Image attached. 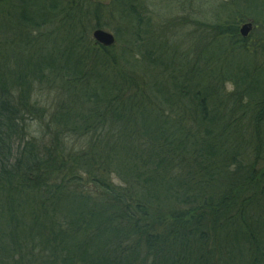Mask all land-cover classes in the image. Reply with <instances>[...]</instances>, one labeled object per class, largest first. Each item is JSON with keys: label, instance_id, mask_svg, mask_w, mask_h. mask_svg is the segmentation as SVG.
I'll use <instances>...</instances> for the list:
<instances>
[{"label": "trees", "instance_id": "16d2710c", "mask_svg": "<svg viewBox=\"0 0 264 264\" xmlns=\"http://www.w3.org/2000/svg\"><path fill=\"white\" fill-rule=\"evenodd\" d=\"M91 2L10 0L13 35L0 37V264H264V92L255 83L264 46L257 65L247 37L219 30L252 68L197 53L185 72L171 65L143 0H110L106 13L125 27L136 62L124 55L118 74L114 45L81 37L82 15L96 20L88 32L104 27L101 7L84 8ZM150 77L181 82L165 107ZM47 78L64 104L45 122L30 83ZM124 94L137 108L120 105ZM29 120L44 125L45 146L27 133Z\"/></svg>", "mask_w": 264, "mask_h": 264}, {"label": "rangeland", "instance_id": "374dc122", "mask_svg": "<svg viewBox=\"0 0 264 264\" xmlns=\"http://www.w3.org/2000/svg\"><path fill=\"white\" fill-rule=\"evenodd\" d=\"M91 1V4L89 6H84V8L88 7V13L92 11L95 6L101 7L99 11H101L103 15L102 18H99V21L102 23L101 20H103L104 22L102 23L104 24V27L101 28V30L112 34L115 38L114 46L108 51V54L113 61L115 60V64L113 63L112 65L114 72L120 74L122 65H117V63L122 59L124 55L125 59L130 62V64L133 65L135 62L133 54L128 51L126 43V29L124 26H122V24L118 23L115 19L110 18L109 15H107L106 12L109 10L108 7L110 0L106 2H102L99 0ZM143 1L144 6L146 7L147 15L152 18V22L154 23L155 28L159 33L162 32L164 36L167 37V44L165 45L167 46L169 51L172 50L170 58L172 62L171 65H173L174 68L180 69V66H183L184 64V71L187 72L188 64H192L193 61L196 60L195 57L197 53H200L201 61H203L204 63L210 59L215 60L216 63H218L219 61H237L239 63H242V61L247 60V68L251 69L252 63L251 61H248L249 58H247V56L244 54L229 53V45L227 44L228 35H221V33H219V30H227L228 28L237 29L239 31L241 26L246 23L252 24V29L246 36L248 38V41L244 43V45L248 47L246 53L253 57L252 59L254 60V62H257V65L263 64V60L258 57V55H255L254 50L262 48L264 46V28H261L264 25H261V23L263 22H261V18L259 17L256 18V21L260 24L259 27L253 25V23L251 22L253 21L251 14L264 15V0ZM9 3L10 0H0V37L3 39H8L9 37H11V35H13L11 34V28L8 23L9 19L7 18ZM82 13H84V10ZM94 21L96 22L95 19ZM94 21L93 18H91L89 21L85 18L84 15L80 17L79 28H81V31L83 32L81 37L85 42L86 38L84 36V33H86L87 38H90L94 43L92 39L93 29L89 30L90 32H88L87 29L88 26L93 25ZM38 35V33H34L33 37L37 38ZM224 39L226 40V42L223 41ZM39 40H42V37ZM1 42L2 41L0 39V44ZM40 43L41 42H35L37 46H40ZM95 46L98 47V51L102 52L99 46ZM3 51H10V49L3 48ZM19 52L20 48H16L14 54H17ZM160 52L161 51L155 50L153 54L159 55ZM10 60L16 62L14 58H9V62ZM175 60H178L180 65H176V63H174ZM186 61L190 63H184ZM9 66L10 68L15 67V65ZM231 70V67L225 68L226 72H230ZM123 71H126V69H123ZM42 80L43 81L40 82L31 81L30 103L32 105H36L37 108H41L45 111L46 122L48 121L50 115L54 113L57 108H61L63 106L64 96L61 89L58 87V84L56 83L57 81H53L52 79L50 80V78ZM149 81L153 86L151 91L153 92L154 97L156 98V100L161 99V106L163 107H165L163 100L167 97L169 91L175 90V87L181 84L179 80H176V83L170 80L162 82L159 77L158 79L157 77H150ZM256 81H258V89L261 92H264V77H258L257 80H255V83ZM138 82L141 83L140 80H138ZM250 82L253 83L252 80H249L248 84H250ZM202 83L204 84V86L207 84L206 82L201 81L200 85H203ZM253 85L255 87L254 83ZM232 91L233 88L230 84H224L222 95L227 96V94L231 93ZM130 96L132 95L128 93V97ZM175 100L181 103V105H184L185 103L188 104L185 100L180 98L178 99L176 96ZM125 101L126 96L124 94L122 99L120 98V105H123L124 108H137L133 99L128 102ZM29 123L30 125L27 132L29 136L35 139L34 141L37 147L45 146L48 143L49 137L44 136V133H46L44 125H39L40 122L35 120H29ZM89 137V135H84L81 139H79L77 145L78 148H81V146L85 147L89 142Z\"/></svg>", "mask_w": 264, "mask_h": 264}, {"label": "water", "instance_id": "95a60500", "mask_svg": "<svg viewBox=\"0 0 264 264\" xmlns=\"http://www.w3.org/2000/svg\"><path fill=\"white\" fill-rule=\"evenodd\" d=\"M99 1L106 2L108 0H99ZM251 29H252L251 23L243 24L241 28L239 29V34L241 35V37L244 38L249 34ZM92 39L97 45H100L105 48H110L115 43L114 36L101 29H96L92 32Z\"/></svg>", "mask_w": 264, "mask_h": 264}]
</instances>
